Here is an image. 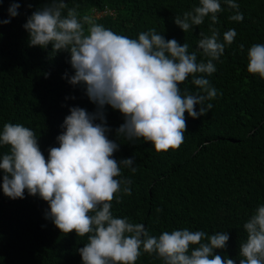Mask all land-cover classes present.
<instances>
[{
  "label": "trees",
  "instance_id": "1",
  "mask_svg": "<svg viewBox=\"0 0 264 264\" xmlns=\"http://www.w3.org/2000/svg\"><path fill=\"white\" fill-rule=\"evenodd\" d=\"M76 7L80 16L87 14L98 24L116 34L138 39L141 32L153 28L166 39L189 45V53H197V62L209 59L198 49L200 33L211 35L210 28L223 34L236 30L231 45L213 61L216 71L205 75L217 90L213 107L199 119L187 118L184 142L178 149L157 152L143 138L128 140L117 135L125 122L123 114L105 105L107 133L119 145L114 158H134L133 167L121 165L122 178L131 179V195L117 193L111 212L115 218L142 223L150 235L164 231H203L229 234L223 249L214 254L232 258L239 264L240 245L246 241L244 223L254 210L264 205V78L247 71L248 49L264 44V0H235L243 21H232L235 14L225 0H220L218 22L211 15L201 25L184 32L174 22L177 15L199 6V0H64ZM18 3V15L9 9ZM50 0H0V131L6 123L22 124L36 135L41 151L48 156L50 147H58L57 137L72 107L92 114L97 111L83 84L72 85L74 75L68 51L53 52L29 45V33L23 27L32 13ZM66 9L64 14L66 15ZM110 11V12H106ZM102 13L99 16L96 14ZM85 25V29H87ZM243 44L241 51L239 45ZM201 75V74H197ZM195 94L200 90L192 76L179 85ZM200 105H196L199 111ZM95 123H101L99 119ZM10 145H0V157L10 152ZM0 170V264H83L78 251L88 242V235L75 231L62 233L46 218L50 210L39 195L25 190L24 198L11 199L2 190ZM121 177H118V179ZM162 209L157 212V209ZM136 264H163L155 254L144 253Z\"/></svg>",
  "mask_w": 264,
  "mask_h": 264
},
{
  "label": "clouds",
  "instance_id": "2",
  "mask_svg": "<svg viewBox=\"0 0 264 264\" xmlns=\"http://www.w3.org/2000/svg\"><path fill=\"white\" fill-rule=\"evenodd\" d=\"M235 14L232 21H243L235 0H225ZM76 7L64 0L50 3L32 13L23 27L29 33V45L53 52L68 51L74 75L72 85L83 84L90 100L97 105L95 113L72 107L57 137L58 147H50L48 156L41 151L35 133L22 124L6 123L0 131V145H10V152L0 157L3 170L2 190L11 199H23L25 190L49 205L46 218L65 234L73 231L88 242L78 251L83 264H136L144 253L155 254L163 264H236L232 258L214 254L226 247L228 233L208 235L203 231H164L152 236L142 223H131L127 217L115 218L112 201L122 202L117 193L131 195V179L122 178L121 165L133 173L134 158L117 160L119 145L108 138L103 109L111 105L119 110L125 122L116 130L128 140L143 138L157 152L178 149L184 142L187 118L204 116L212 107L217 90L205 78L216 71L213 61L231 45L235 29L223 34L213 27L211 35L200 33L198 49L209 59L197 62V53L189 45L166 39L153 28L141 32L138 39L119 35L90 15L80 16ZM18 3L9 9L18 15ZM66 15L64 14V10ZM220 0H199V6L177 15L174 22L185 33L201 25L211 15L218 22ZM10 20L0 21V24ZM87 25V29H85ZM241 51L244 45H239ZM247 71L264 78V44H253L247 52ZM201 74V75H197ZM199 92L193 94L179 87L189 76ZM196 105H200L199 111ZM99 119L101 123H95ZM118 177H121L118 179ZM162 209H157L161 212ZM247 238L240 245L239 264H264V205L258 206L243 225Z\"/></svg>",
  "mask_w": 264,
  "mask_h": 264
},
{
  "label": "rangeland",
  "instance_id": "3",
  "mask_svg": "<svg viewBox=\"0 0 264 264\" xmlns=\"http://www.w3.org/2000/svg\"><path fill=\"white\" fill-rule=\"evenodd\" d=\"M106 12H110V11H106ZM102 13H100V12H98L97 14H96V16H99V15H101Z\"/></svg>",
  "mask_w": 264,
  "mask_h": 264
}]
</instances>
